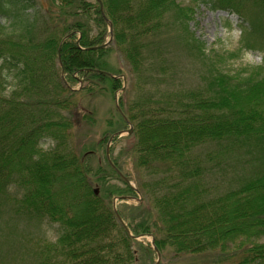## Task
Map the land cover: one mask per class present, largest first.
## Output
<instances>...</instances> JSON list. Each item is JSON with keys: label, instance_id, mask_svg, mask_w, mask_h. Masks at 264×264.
<instances>
[{"label": "trees", "instance_id": "1", "mask_svg": "<svg viewBox=\"0 0 264 264\" xmlns=\"http://www.w3.org/2000/svg\"><path fill=\"white\" fill-rule=\"evenodd\" d=\"M199 1L238 15L241 49L264 50V0ZM191 14L177 0H0V225L10 213L58 226L55 241L29 249L35 264H138L140 252L151 264L155 250L136 239L146 235L169 264H264V65L224 69L228 58L206 50ZM169 35L201 60L196 88L171 78ZM112 45L141 92L118 113L133 123L137 187L116 159L93 168L70 141L75 95L123 87ZM235 161L240 173L222 174ZM140 191L149 205H112Z\"/></svg>", "mask_w": 264, "mask_h": 264}, {"label": "rangeland", "instance_id": "2", "mask_svg": "<svg viewBox=\"0 0 264 264\" xmlns=\"http://www.w3.org/2000/svg\"><path fill=\"white\" fill-rule=\"evenodd\" d=\"M37 1L46 2L47 0ZM177 1L183 6L192 9V17L189 23L190 29L203 42L206 50L226 55L228 60L223 65L224 69L236 71L238 69H251L252 67L264 65V50H260L261 48H255V50L248 48L241 49L244 43V29L240 25L241 20L237 14H230L223 10L214 9L206 1ZM173 36L169 35L167 41L170 45L168 53L175 60V67L173 68L171 78H175L177 84L182 88H196L202 81L201 75L204 74L205 68L201 60L195 56H191L192 53L190 54L187 46L180 45L179 41L176 40L177 38L175 39ZM111 39L112 36L109 32L104 38L105 45L111 46ZM113 47L115 49H112L110 56L107 55V59L110 66L116 69L114 73L115 78L122 82L123 87L117 89V91L95 89L92 91L93 94H88L89 91H87L88 93L80 92L83 87L88 85L85 80L81 79L74 83L73 89L80 92L74 98L81 107V114L76 119L73 118L70 141L77 156H81L84 150L87 149L88 152H84V156L89 160V164L93 168H96L98 164H103L102 166L107 168V148L109 147L111 160L116 159L120 168L123 169L124 175L130 177L131 184L137 187L142 181L141 178H145V172L141 168H137L134 159L133 144L135 137L133 135V123L121 124L122 121H120L118 113L121 112V100L124 103H128L137 98V95L141 92H138L137 78L132 72L124 54L116 46ZM262 71L264 72V66L262 67ZM150 87V84H148V86L143 87V89L141 87V89L150 93ZM84 113H87L91 119L85 120L83 117ZM110 129L111 134L107 132ZM108 134L109 136L107 137ZM116 136L117 139H113ZM104 137H107L108 140H103ZM54 143V141L49 139L44 140L43 148L48 149ZM90 150L93 151L90 153ZM232 165H234L232 166L233 168L231 166L225 168L227 170L222 172V174L228 173V177H232L234 174L240 173L242 169L239 166L240 163L235 161ZM105 171H108V169H105ZM216 177L222 178V175L219 174ZM92 180L93 185H95L94 188L99 189V185L95 183L96 176L93 175L91 177ZM110 182L111 185L116 187L124 186V182L112 172ZM136 194V196L129 199L115 197L112 205L116 209L120 205H125L124 207L130 209L137 207L141 201L146 202L147 205L150 204L149 198L142 191ZM3 219L5 220L0 225V264H35V260L32 261L33 252L29 251V249L34 251L37 242L55 241L57 238V225L28 222L10 213ZM11 239H15V244L12 243ZM136 239L138 242L155 250L151 235L137 236ZM155 252L151 255V264H169L170 259L167 255L165 256L163 253H160L159 256L156 250ZM146 259V254L144 255L143 252H140L138 264H150L148 261L145 262Z\"/></svg>", "mask_w": 264, "mask_h": 264}, {"label": "water", "instance_id": "3", "mask_svg": "<svg viewBox=\"0 0 264 264\" xmlns=\"http://www.w3.org/2000/svg\"><path fill=\"white\" fill-rule=\"evenodd\" d=\"M107 155H108V160L109 162L113 165V162L111 160V157H110V154H109V147L107 148ZM115 167V166H114ZM155 250L157 251V253L159 254L160 256V252H159V249L157 247H155Z\"/></svg>", "mask_w": 264, "mask_h": 264}]
</instances>
